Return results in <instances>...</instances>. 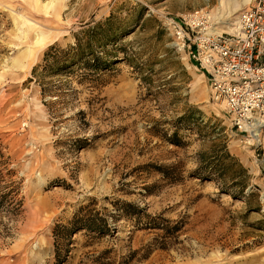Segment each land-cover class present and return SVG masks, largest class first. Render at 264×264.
Wrapping results in <instances>:
<instances>
[{
    "label": "rangeland",
    "instance_id": "374dc122",
    "mask_svg": "<svg viewBox=\"0 0 264 264\" xmlns=\"http://www.w3.org/2000/svg\"><path fill=\"white\" fill-rule=\"evenodd\" d=\"M207 1L66 0L67 36L24 73L7 69L26 50L15 49L24 2L0 0V264H59L56 225L92 201L116 229L102 239L74 234L62 264H264V132L251 147L232 129L162 23L163 14L216 13L218 0ZM94 27L106 33L91 39ZM77 39L102 69L67 67ZM193 108L191 130L178 120ZM215 144L248 179L237 168L224 182L195 175L199 154ZM242 181L249 186L234 198ZM116 202L134 204L141 218L114 222ZM146 215L164 229L147 228Z\"/></svg>",
    "mask_w": 264,
    "mask_h": 264
},
{
    "label": "built area",
    "instance_id": "2783aa9c",
    "mask_svg": "<svg viewBox=\"0 0 264 264\" xmlns=\"http://www.w3.org/2000/svg\"><path fill=\"white\" fill-rule=\"evenodd\" d=\"M192 13L201 15L200 24L191 22ZM192 13L168 19L173 46L206 72L212 100L224 106L232 129L248 137L252 125L264 120V0L250 1L234 34H203L209 12Z\"/></svg>",
    "mask_w": 264,
    "mask_h": 264
},
{
    "label": "trees",
    "instance_id": "16d2710c",
    "mask_svg": "<svg viewBox=\"0 0 264 264\" xmlns=\"http://www.w3.org/2000/svg\"><path fill=\"white\" fill-rule=\"evenodd\" d=\"M88 35L91 39L96 38L97 35L105 34L106 31L102 30L98 32V28L94 27L87 31ZM93 35V36H91ZM89 45V44H88ZM101 48H105L103 44L100 46ZM86 47L82 46V43L77 39V48H73L76 51V54L73 58H71L70 63L72 67L75 65V62H82L83 65L90 70H100L101 60L102 58L99 56H94L93 52L85 49ZM62 62V61H61ZM58 62L57 66L59 67L56 70V74H60L61 69L63 68L62 64ZM65 67L64 69H67ZM36 72V69L33 70V73ZM200 113L197 109L189 110L181 119L178 120L180 125L187 124V127L193 130L192 121L194 120V114ZM200 129V126H197ZM213 133H216L220 137V135L224 132L223 128L220 127L219 124L215 125L213 128ZM209 137V136H208ZM220 139V138H218ZM199 167L195 171V175L199 176L204 180H212L216 182H224L227 172L232 168H237L239 174L247 176V170L243 168L241 164L237 162V160L228 152L226 145L224 144H215L212 149L207 152H201L199 154ZM240 191L236 194L233 193L232 196L234 198H239L244 195L245 190L248 188L249 184L244 181L241 182ZM7 194H0V207L2 204L3 198H5ZM97 202L92 201L88 203L86 206L80 208V210L74 215L72 220L68 222L67 225H56L54 229V237H55V259L59 264H62L66 261V257L70 252L69 245L71 244L72 238L74 234L85 231L86 235H94V237H98L100 239L109 236L115 231V227L113 224L109 222L108 216H102L100 212L95 208ZM114 208L117 211L118 215L111 214L109 217H112L114 222H117L119 218H141L140 208L135 206L132 203H114ZM149 219L147 222V228L151 229H160L164 228L157 223L158 217H151L146 215ZM151 220V221H150ZM113 223V222H112ZM113 225V226H112ZM146 228V229H147ZM178 231V230H176ZM174 231V232H176ZM109 251H104L102 253V257H100L99 261H102L104 258H107ZM100 264H104V262H99ZM112 264V263H106ZM123 264H129L128 262H124Z\"/></svg>",
    "mask_w": 264,
    "mask_h": 264
},
{
    "label": "bare ground",
    "instance_id": "6f19581e",
    "mask_svg": "<svg viewBox=\"0 0 264 264\" xmlns=\"http://www.w3.org/2000/svg\"><path fill=\"white\" fill-rule=\"evenodd\" d=\"M22 1L24 2V7L21 8L22 11L19 15L22 21L19 23L17 29V38L19 40V43L15 49L19 50V48L24 47L26 48V50L15 56L10 63V67L7 69H11L14 72L29 73L32 67L38 61L41 60L44 52L51 45L55 44L58 41H61L67 36L68 29L70 28V23L68 21H65L64 19V10L68 9L66 0ZM250 1L251 0H218L217 5L214 9L216 13H212L211 11L209 17L211 21L205 22V24L203 25L204 28L202 30V33L213 36H220V34L236 33L238 31L237 26L239 15L244 9L248 7L247 6L246 8L242 9V6L247 3L249 5ZM239 2L241 5H239ZM198 10L204 12L207 10V8H201ZM194 11L178 14L177 17L181 15L185 16L191 14ZM239 11L240 13L238 14ZM237 14L238 16H236ZM169 15L170 14H163L162 23L173 38V35L168 29L167 24L168 19L172 16ZM233 20H236L237 23ZM191 22L195 25L200 24L202 22L201 15L194 14L193 18L191 19ZM218 24H226L227 28L218 30L217 27H214V25L216 26ZM195 67L197 70L201 71L198 66L195 65ZM202 73L209 82L211 93V83L209 80L210 78L207 76L205 71H202ZM251 129L252 131H250L248 137L245 138L247 139L245 141L249 146L252 147L258 142L262 143V133L264 132V120H259L255 122V124L252 125Z\"/></svg>",
    "mask_w": 264,
    "mask_h": 264
}]
</instances>
